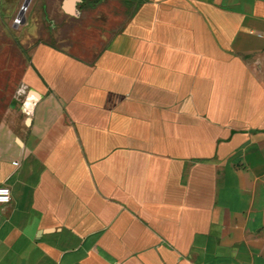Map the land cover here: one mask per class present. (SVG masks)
Returning <instances> with one entry per match:
<instances>
[{
	"label": "crops",
	"instance_id": "obj_1",
	"mask_svg": "<svg viewBox=\"0 0 264 264\" xmlns=\"http://www.w3.org/2000/svg\"><path fill=\"white\" fill-rule=\"evenodd\" d=\"M128 6L31 50L0 114V264H264V0Z\"/></svg>",
	"mask_w": 264,
	"mask_h": 264
},
{
	"label": "rangeland",
	"instance_id": "obj_2",
	"mask_svg": "<svg viewBox=\"0 0 264 264\" xmlns=\"http://www.w3.org/2000/svg\"><path fill=\"white\" fill-rule=\"evenodd\" d=\"M24 1L0 0V114L10 106L21 112L26 104L32 87L25 71L36 43L50 41L69 49L91 44L118 28L130 11L123 8L124 1L134 0H81L78 16L64 10V0H30L22 21Z\"/></svg>",
	"mask_w": 264,
	"mask_h": 264
},
{
	"label": "water",
	"instance_id": "obj_3",
	"mask_svg": "<svg viewBox=\"0 0 264 264\" xmlns=\"http://www.w3.org/2000/svg\"><path fill=\"white\" fill-rule=\"evenodd\" d=\"M74 2H78V0H70L66 3V9L69 11V12H72L74 14H77V10L74 9ZM30 4V0H25L22 7H21V10L19 12V16L21 17L22 21H24V14H25V10L27 9L28 5Z\"/></svg>",
	"mask_w": 264,
	"mask_h": 264
},
{
	"label": "built area",
	"instance_id": "obj_4",
	"mask_svg": "<svg viewBox=\"0 0 264 264\" xmlns=\"http://www.w3.org/2000/svg\"><path fill=\"white\" fill-rule=\"evenodd\" d=\"M11 199V189L9 186L0 185V202H9Z\"/></svg>",
	"mask_w": 264,
	"mask_h": 264
}]
</instances>
